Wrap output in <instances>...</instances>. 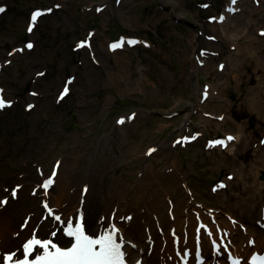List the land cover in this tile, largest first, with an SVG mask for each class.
<instances>
[{
  "label": "rangeland",
  "instance_id": "obj_1",
  "mask_svg": "<svg viewBox=\"0 0 264 264\" xmlns=\"http://www.w3.org/2000/svg\"><path fill=\"white\" fill-rule=\"evenodd\" d=\"M227 1L0 0V93L8 100L0 109L2 243L23 229L24 215L38 205L32 185L55 171L54 190L45 194L55 212L72 218L88 184L81 201L89 192L103 207L116 208L145 233L138 239L148 241V231H158L161 254L174 255L169 227L181 249L192 251L195 220L209 223V214L224 229L231 225V249L242 264L263 248L264 164L257 167L263 183L257 194L235 173L254 160L264 135V119L246 102L256 72L245 62L222 75L218 66L230 39L209 40ZM245 1L244 17L255 9ZM260 3L258 14H264ZM240 18L228 25L231 32ZM246 18L250 33L261 25ZM121 40V47H109ZM199 58L206 61L195 73ZM258 73L264 77V70ZM206 86L214 90L211 98ZM223 117L242 122L246 147L219 148L217 139L233 127ZM202 247L209 264L206 238ZM217 256L216 264H227L223 253Z\"/></svg>",
  "mask_w": 264,
  "mask_h": 264
},
{
  "label": "bare ground",
  "instance_id": "obj_2",
  "mask_svg": "<svg viewBox=\"0 0 264 264\" xmlns=\"http://www.w3.org/2000/svg\"><path fill=\"white\" fill-rule=\"evenodd\" d=\"M251 3L252 8L255 9L253 12L249 13V16L246 14V20L251 22L250 24H253V26L258 22H261V25H256L257 27L255 26L252 30H250L252 31L251 33L249 32L251 25L247 26V23L245 24L242 22L243 18H245L244 15L246 10L244 9L248 7V1L245 0H236L234 4L231 0H228L221 13L216 15L217 17L212 23V27L213 31H215V33H213L215 38L219 39L220 37L225 36L226 39H230L229 43H225V49L228 50V53L225 55V59L219 62L222 75L228 73V71L233 67L239 69L237 66L238 64H240V67L245 62H251L253 64V71L256 72V79L258 81L254 85L248 87L249 93H247L246 102L251 111H256L264 119V107H261L264 106V91L262 92V89H264V77L261 73H258V70H264V14L261 12L258 14L259 10L257 7L262 6L260 0L259 2L257 0H251ZM236 14L239 18L241 17L240 22L242 24H240V27L237 28L235 32H231L228 25L232 24L235 26L233 18L237 16ZM221 16L224 17L222 21L220 20ZM252 18L254 20H251ZM242 39L245 40L242 41ZM188 41L191 43V47H195V40L193 37H188ZM259 41H261V43H259ZM79 44L81 45H77V47H83L82 43ZM198 61L200 64L198 65L196 63V65L193 66V71L195 73H198L200 70L199 67L206 61V58H199ZM209 86L213 87L214 85L212 86L209 84ZM210 87H205V91L208 92L209 98L212 97L211 94L214 92L213 88ZM3 97L7 104L8 100L5 98L4 94ZM197 107H201L200 103L194 105V108ZM228 119L233 121L230 117H223L224 122ZM244 127L245 126L242 122L236 123L233 121V127L228 131H224L225 138L222 139L224 143L221 144L219 148H223L224 150L233 153L235 148L241 147V149H243L246 147L249 144V139L244 131ZM229 136L233 137V139L228 140ZM254 153V160H250L248 166L244 164L242 166V163H240L235 173L239 181L247 182L246 177H250V181L248 183L245 182L244 185L248 184L251 190L257 194L260 193L263 186V183L259 182L261 175L260 171L257 170V167H262L264 164V135H262V137L258 140ZM245 166L246 168H244ZM150 173H152V171H150ZM230 182L231 181L225 180L223 184L227 185ZM54 185L55 184L52 185L48 193L54 190ZM86 186H88V184L84 185V187ZM30 190L34 191L33 198L39 199V203L33 213L27 212L24 215V221L22 223L24 226L22 230L17 228L15 233L8 236L7 241L5 240L6 244L2 243L0 239V258L12 255V259H20L24 254L25 244L32 238L39 236L50 238L53 245L58 248H61L58 246L60 244H63V246L66 247L69 244V239L64 237L63 232L69 227V224L78 223L84 228L85 233L89 238H99L103 234H108L109 232H113V230H115L114 239L121 245V252H123V258L127 264H135L137 260H141L140 264H175V261L177 260L175 255L169 256L159 252L158 245L160 244L162 247V244L158 241L162 236L158 231H148L147 234L150 235V240L148 241H146L145 237L138 239V235L141 237L142 233H145H141L139 229L134 226L133 221L129 217L119 213L116 208L109 206L103 207V204L98 197L95 196L92 199L90 198L89 192L87 195L85 194L83 201L80 200L82 196L79 194V197L73 206L76 208V212H84L82 217H77V215L75 216L74 214L72 218L60 216L59 220H55L54 216L58 215V213L57 211H54V203L50 201V207L53 208L50 213L46 212L45 207L40 204L42 200H45V193L42 188L37 185H32ZM259 207L262 211L261 213L264 214V205L262 204ZM157 210L160 211L159 209ZM246 213H248V211H246ZM196 222L197 221L195 220V224L190 232L192 234V239L197 238L198 240L205 242L206 237L204 234L200 232L196 233L194 230ZM261 223L264 224V220L261 219ZM225 227L227 230H230V228L232 229L231 225H227L226 223ZM164 230L165 228L162 233L163 237L165 236ZM229 233H231V231H229ZM167 235L169 237L168 242L170 241L173 245L174 235L171 227L167 230ZM179 241L182 246L183 243L180 238ZM20 243L24 244L21 245ZM151 243H153L152 246H150ZM254 244L256 245L257 243ZM50 249L53 250V247H50ZM32 252V256H34L38 255L40 250L37 246H35ZM2 262L3 261H0V264Z\"/></svg>",
  "mask_w": 264,
  "mask_h": 264
},
{
  "label": "snow or ice",
  "instance_id": "obj_3",
  "mask_svg": "<svg viewBox=\"0 0 264 264\" xmlns=\"http://www.w3.org/2000/svg\"><path fill=\"white\" fill-rule=\"evenodd\" d=\"M234 4L236 0H231ZM4 11V9L0 8V12ZM40 15L39 12H36L32 16V21L35 22L37 17ZM224 19L223 16L220 17L222 21ZM31 27H29V31H31ZM125 41L121 40L118 43H114L111 45L113 49L119 48ZM129 44H135L137 41L129 40L127 41ZM32 45L29 44L28 47ZM203 55V53H202ZM67 87H65L64 93L62 95L67 94ZM6 106V101L3 98H0V108ZM131 117H129L130 119ZM123 120L118 121V123H123ZM233 137L229 136L228 140H232ZM216 143L223 144V141H217ZM52 183L51 180L47 181L44 185L45 188L48 187ZM223 187V185H220ZM15 195V193H13ZM6 201H0L3 203ZM57 219H59L57 217ZM114 232L108 234H103L100 238H89L84 235L82 229L77 225L75 231L69 232V235H73L76 237V243L72 248L61 251L60 249H56L55 252H47L43 256L37 257L32 261V264H123V252H121V245L116 242L114 239ZM40 244L38 240H31L25 244V255H29L32 251L33 245ZM43 247L47 248L48 244H43ZM55 247L54 245L52 246ZM13 258L12 255H8L7 257L0 258V261L6 262L11 261ZM264 264V257L256 258L254 257L250 264ZM17 264H28L27 261L20 262L17 261ZM233 264H239L238 261H233Z\"/></svg>",
  "mask_w": 264,
  "mask_h": 264
}]
</instances>
